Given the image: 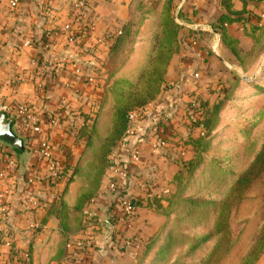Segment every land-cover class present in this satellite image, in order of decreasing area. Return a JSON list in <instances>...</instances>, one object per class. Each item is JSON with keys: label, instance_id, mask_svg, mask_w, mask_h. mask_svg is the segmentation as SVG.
<instances>
[{"label": "rangeland", "instance_id": "1", "mask_svg": "<svg viewBox=\"0 0 264 264\" xmlns=\"http://www.w3.org/2000/svg\"><path fill=\"white\" fill-rule=\"evenodd\" d=\"M216 1L213 10L219 14L213 12L209 25L220 35L209 34L217 46L199 49L214 64L198 80L189 78L188 96L201 106L200 114L194 123L182 114L170 126L169 150L158 153L144 173L154 172L151 190L135 191L140 206L134 228L141 239L134 256L121 258L126 264H257L264 255V0ZM177 2L135 3L134 22L107 65L111 80L102 98L103 120L90 131V188L83 203L107 183L125 116L150 109L165 99L169 84L196 69L185 46L190 32L177 20ZM194 13L187 22L202 19ZM74 170L79 174L80 166ZM85 217L90 220L81 227L88 235L106 230L97 215ZM142 217L158 227L156 234L144 233Z\"/></svg>", "mask_w": 264, "mask_h": 264}, {"label": "crops", "instance_id": "2", "mask_svg": "<svg viewBox=\"0 0 264 264\" xmlns=\"http://www.w3.org/2000/svg\"><path fill=\"white\" fill-rule=\"evenodd\" d=\"M75 2L76 0H22L15 9L11 8L9 0L0 3V99L13 106L26 102L48 115L59 112L64 115L77 114L87 123H91L83 128L77 127L76 130L66 127L53 131L54 156L64 161L66 169L64 180L50 184L44 182L46 170L37 157V142L24 145L27 158L23 160L21 153L13 151L0 141V157L11 155L19 165L16 185L0 181V193H10L5 216V234L0 239V264H15L18 253L24 251L30 255V264H73L69 258L68 244L86 239L87 236L89 242L84 264L127 262L109 249L105 250L109 229L101 233L92 230V234L88 235L89 231H83L81 227V222L84 223L89 218L85 214L97 215L103 224L111 210L103 195V188L96 198L87 203L82 202V196L90 188L89 176L86 175L89 166L86 160L87 149L90 138H93L90 131L96 123L103 120L102 98L106 93L105 85L111 80L107 65L120 41L114 46H100L97 52L91 54H85L81 47L70 45L60 31L72 21ZM92 2L89 19L94 24V36L102 37L107 31L121 29L125 37L134 22L133 8L137 0ZM215 2L217 1L187 0L185 8L177 18L178 23L185 29L194 24L201 27V38H204L201 44L205 48L217 46L216 39L209 34L210 30L217 33L216 37L220 35L217 27L209 25L213 12L219 14V11L213 10ZM194 12L199 13L203 21L200 19L196 23L187 22L186 19L196 15ZM49 37L53 39V46L49 50H42V44ZM185 38L187 42V37ZM27 40L32 43L30 47L24 46ZM221 41L222 39L219 42ZM203 57L201 68L191 64V67L196 68L194 71H200V77L204 69L214 64L207 55ZM44 61L49 63V68L44 76H40L38 65ZM77 70L80 71L79 74H76ZM191 73L189 71L187 77L181 79L186 86L178 92V96L185 101L189 100L188 95L193 87L190 85ZM90 78H93L92 83L89 82ZM201 92L203 89L197 91L198 96ZM171 97L175 99V95ZM166 98L169 99L167 95ZM152 115L155 117L157 114L155 112ZM175 121L177 119H173V125ZM78 166L80 172L76 174L74 168ZM31 175L39 177L32 189L40 200V206L32 213H26L22 205L21 190L24 188V181ZM68 177L72 180L66 184ZM137 220L138 216L134 227ZM35 223L40 225L38 230L32 228ZM140 223L146 227L145 234L157 233L158 227L146 222L144 217ZM257 264H264V255Z\"/></svg>", "mask_w": 264, "mask_h": 264}, {"label": "built area", "instance_id": "3", "mask_svg": "<svg viewBox=\"0 0 264 264\" xmlns=\"http://www.w3.org/2000/svg\"><path fill=\"white\" fill-rule=\"evenodd\" d=\"M5 0H0L3 3ZM22 0H9L11 8H17ZM177 17L182 13L187 0H177ZM93 6L92 0H76L72 21L62 27L60 34H64L69 44L81 47L85 54L97 52L100 46H114L123 37V31H107L102 37L94 36V24L89 19V11ZM196 25V26H194ZM188 27L190 32L185 44L189 51L192 65L201 66L204 54L200 52L201 27L194 24ZM31 41L24 42L25 47L31 46ZM53 46V39L49 37L43 44L42 50H49ZM49 68V63L42 62L38 65L40 76H44ZM192 71L189 75L191 80H198L200 74ZM80 71H76L79 74ZM93 82V78L89 79ZM192 84V83H191ZM186 86V83H171L165 95L169 99H162L150 105V109H141L138 112H130L127 116V128L123 139L120 140L116 151L109 159L107 167V183L103 188V195L109 204L110 214L103 221L106 229H109V240L106 242L105 250L115 254L118 258L134 256V250L140 242V234L134 232L139 207L137 202L140 194L137 189L151 190L154 172L149 171V165L153 164L156 155L169 150L170 126H173V119L187 114L195 119L200 114V106L194 99L188 96V101L180 98L179 91ZM170 94V95H169ZM177 94V95H176ZM171 95H175L172 99ZM171 97V99H170ZM165 98V97H164ZM188 102L184 107L182 102ZM156 112L154 117L152 114ZM6 115L7 120L12 124L18 137L24 142L33 144L37 142V157L45 165L46 176L44 182L47 184L64 180L66 169L64 161L54 156V145L52 140L53 131L63 130L68 127L76 130L83 128L87 123L80 115L61 112L46 114L36 110L29 103L23 102L16 106L11 105L4 99H0V115ZM93 119H91V122ZM149 121V122H148ZM2 149V148H0ZM181 148L180 151H182ZM184 152L180 155L184 157ZM5 155V154H4ZM158 156V155H157ZM18 162L11 155L0 157V181L10 182L16 185ZM152 169V168H151ZM39 181V177L30 176L24 181V188L21 190L22 205L26 213H32L40 206L39 198L34 194L32 187ZM10 193H0V239L5 234V216L8 212V196ZM89 216H95L89 214ZM38 230L40 225H32ZM84 240V239H83ZM83 240L68 244L69 258L73 264H84L88 245ZM31 258L27 251L18 253L15 264H30Z\"/></svg>", "mask_w": 264, "mask_h": 264}, {"label": "water", "instance_id": "4", "mask_svg": "<svg viewBox=\"0 0 264 264\" xmlns=\"http://www.w3.org/2000/svg\"><path fill=\"white\" fill-rule=\"evenodd\" d=\"M0 141L13 151L21 153V159L25 160L27 155L24 152V142L18 137L12 124L7 121L6 115H0Z\"/></svg>", "mask_w": 264, "mask_h": 264}, {"label": "trees", "instance_id": "5", "mask_svg": "<svg viewBox=\"0 0 264 264\" xmlns=\"http://www.w3.org/2000/svg\"><path fill=\"white\" fill-rule=\"evenodd\" d=\"M222 4H223V2L221 3V5H222ZM224 18H226V17H222V21H223ZM180 26H181V25H180ZM221 32H222V31H221ZM221 32H220V33H221ZM221 35H222V34H221ZM154 98H155V97H154ZM143 107H144V106H143ZM200 107H201V106H200ZM200 107H199V108H200ZM132 111H134V110H132ZM130 112H131V111H130ZM130 112H129V113H130ZM129 113H128V114H129ZM128 114L125 116V121H124V125H123V127H124V128H123V130H124V135H125V131H126V128H127V116H128ZM190 118H191V117H190ZM191 120H192V122H193V119H192V118H191ZM202 123H204V121H203ZM124 135L122 136V139H123ZM24 149H25V147H24ZM24 151H25V150H24ZM69 183H71V179H69V181H68L67 184H69ZM137 206H138V207L140 206V205H139V202H137Z\"/></svg>", "mask_w": 264, "mask_h": 264}]
</instances>
